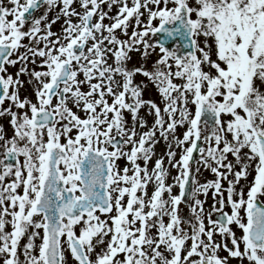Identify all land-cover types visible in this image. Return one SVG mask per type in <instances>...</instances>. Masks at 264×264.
Masks as SVG:
<instances>
[{
  "label": "snow or ice",
  "instance_id": "obj_1",
  "mask_svg": "<svg viewBox=\"0 0 264 264\" xmlns=\"http://www.w3.org/2000/svg\"><path fill=\"white\" fill-rule=\"evenodd\" d=\"M0 121V264H264V0H0Z\"/></svg>",
  "mask_w": 264,
  "mask_h": 264
},
{
  "label": "flooded vegetation",
  "instance_id": "obj_2",
  "mask_svg": "<svg viewBox=\"0 0 264 264\" xmlns=\"http://www.w3.org/2000/svg\"><path fill=\"white\" fill-rule=\"evenodd\" d=\"M55 27H56V25L53 26V28H55ZM158 39L164 40L165 43H166V46H168V47H176L177 44H181L180 41H175L174 44L172 45L168 41V38H165L164 36H163V38H160V36H159ZM130 55L132 57V60L130 61V65H129L130 67H132V66H140L142 64L139 61V57L142 56L141 52H132V53H130ZM152 58H153L152 55H150L146 59L143 58V62L144 63L147 62V64H151L153 62V61H151ZM10 71L15 72L16 69H10ZM22 79L26 80V77H22ZM137 80L138 81H143L144 84L146 85L144 93H143L144 99H146V100H155V94H154L155 93V88L152 86V84L149 83L145 78L140 77V76L137 77ZM25 87L27 88V85H25ZM144 118L148 121L149 125H151L150 123H152V117L148 116L146 114L144 116ZM1 122H4V121H1ZM4 123H6V122H4ZM155 152H156V157H154V159L155 158H161L160 157V154L162 152L161 142H159L156 145ZM196 156H197V154H194V157H196ZM121 163H123V162H121ZM165 166L167 167L166 159H165ZM172 174L175 175V171L174 170H173ZM197 178L200 180L201 183H206V182L211 181L212 179H214V176H213V174L211 172L204 171L203 169H201V174ZM225 186H226V183H225ZM201 199H205L206 200L205 208H208L213 202L211 191L209 192L208 197L205 198V197L201 196ZM180 208H181V214L184 215V216H187L188 215V209L183 204H181ZM69 264H71L70 258H69ZM234 264H235V262H234Z\"/></svg>",
  "mask_w": 264,
  "mask_h": 264
},
{
  "label": "rangeland",
  "instance_id": "obj_3",
  "mask_svg": "<svg viewBox=\"0 0 264 264\" xmlns=\"http://www.w3.org/2000/svg\"><path fill=\"white\" fill-rule=\"evenodd\" d=\"M58 27H59V25L57 24L56 27L53 28V30H54V31L57 30ZM151 55L153 56V58L151 59V61H154V59H155V54L153 53V54H151ZM139 61H140L142 64L144 63V62H143V58H142V56L139 57ZM149 65H150V64H149ZM154 94H155V100L158 101L159 97H158V93H157L156 89H155V93H154ZM146 114H147V113H146V110H142V111H141V116H142V117H144ZM0 122H1V121H0ZM150 124H151V123H150ZM179 131H182V130H178V133H177V134H179ZM160 142H161V145H162V152H161V154H160V157H165V153H166V151H167V145H166V143H165L163 140H161ZM165 159H166V158H165ZM241 183H244V182L242 181Z\"/></svg>",
  "mask_w": 264,
  "mask_h": 264
},
{
  "label": "water",
  "instance_id": "obj_4",
  "mask_svg": "<svg viewBox=\"0 0 264 264\" xmlns=\"http://www.w3.org/2000/svg\"><path fill=\"white\" fill-rule=\"evenodd\" d=\"M176 40H178V41H180V43H182V41L180 40V38H179V37H177V38H176Z\"/></svg>",
  "mask_w": 264,
  "mask_h": 264
}]
</instances>
